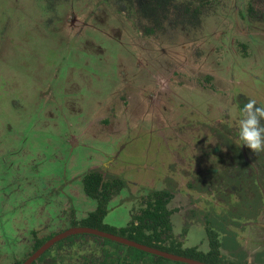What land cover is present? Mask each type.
I'll use <instances>...</instances> for the list:
<instances>
[{"label":"rangeland","instance_id":"374dc122","mask_svg":"<svg viewBox=\"0 0 264 264\" xmlns=\"http://www.w3.org/2000/svg\"><path fill=\"white\" fill-rule=\"evenodd\" d=\"M95 1L81 0L76 4L72 0H63L62 3L59 0H0V173L6 172L0 178V199L4 194L8 195L5 202L0 201V207L9 208L6 218L0 212V226L5 222L7 234H15V229L30 224L29 236L34 229L46 224L45 221L49 222L47 227L57 223L59 227L63 226L66 220L71 219L66 218L68 212L81 219L93 211L97 201L84 192L82 177L100 165L101 161L108 160V154L114 151L120 152L118 161H121L122 171L127 172L125 176L139 184L123 186L119 194L110 200L104 222L111 229L125 227L131 219L134 205L137 206L149 190L155 186L161 187L162 182L170 178L171 171L164 169V163L167 167L173 161V154L165 155L168 152L167 144L157 132L151 133L148 127H134L120 134L108 132L112 126L102 130L96 125L103 115L104 120L114 121L113 104L124 109L129 106L125 93L114 97L111 91L130 76L123 74L120 80L119 64L125 59L119 63L118 46L111 44L109 38L103 35L98 37L101 43L109 46L108 55L88 52L85 46L76 41L73 33L76 30L68 27L71 24L67 20L75 13L82 20L87 15L88 20L91 9L99 10ZM66 11L71 14L64 18ZM99 17L112 24L125 18L126 13L112 4ZM218 18L224 20L221 15ZM214 19L213 15L206 18V28L210 31L215 28ZM67 28L69 31H66ZM90 31L94 32L93 29ZM218 34L223 32L219 30L216 32ZM204 35L210 38V33ZM169 37L175 41L170 48L175 55L173 62L180 66L185 63L182 53L194 51L200 45L209 48L211 42L198 34L195 39H188L179 32H170ZM260 38V34L252 36V39ZM139 52L140 58L143 57L145 61L144 64L138 61L139 68H145L142 66L145 65L142 73L148 76L147 59L150 61V54L143 55L142 49L135 53ZM155 54L158 55L159 51ZM205 56L204 62L209 67L212 56ZM186 68L193 69V66L188 64ZM252 72L255 74L248 75L250 83L264 87V64L262 68L254 67ZM254 76L257 78L249 79ZM177 102L171 100L168 105L181 109L180 102ZM109 106L113 108L109 109ZM140 119L141 114L137 120ZM71 135L78 138L76 145L70 139ZM162 175L164 181L160 177ZM172 192L175 194V191ZM177 196L181 197L180 194ZM218 196L221 199L220 210L205 211L203 214L198 210L195 214L191 211L192 218L189 216L184 222L179 215L172 214L174 233L183 241V248L198 247L207 254L211 247L210 234L218 232L222 259L203 257V261L248 264L243 242L235 237L233 231V228H238L233 217L237 213L231 209L233 203L223 192ZM17 203L20 204L13 206ZM250 206L251 203L245 198L243 210ZM224 207L232 215L228 212L222 215ZM249 214L241 218H247ZM59 227L55 234L70 228ZM11 242L9 240L7 243L19 245ZM73 253L75 256L71 258L69 253H58L55 264L85 263L86 258L82 253ZM164 264L189 263L165 261Z\"/></svg>","mask_w":264,"mask_h":264},{"label":"flooded vegetation","instance_id":"af4514ba","mask_svg":"<svg viewBox=\"0 0 264 264\" xmlns=\"http://www.w3.org/2000/svg\"><path fill=\"white\" fill-rule=\"evenodd\" d=\"M95 3L99 10L91 9L88 20L87 15L82 20L75 13L67 20L72 26L68 27L76 30H72L76 41L88 52L108 55L109 46L101 43L98 37L109 38L111 44L118 46L119 63L125 59L119 64L120 80L123 74L130 76L111 91L114 97L125 93L129 106L126 109L116 104H113L115 108L109 106V109L113 108L114 121L104 120L103 115L99 121L96 119V125L102 130L112 126L108 132L120 134L134 127H148L150 132H157L167 144L165 155L173 154V161L167 167L164 163V169L171 171L166 181L168 184H164L167 188H176L171 190L175 194L172 192L173 197L169 201L171 217L172 214L179 215L184 222L187 217L192 218L191 211L193 214L197 210L201 214L216 211L221 203L218 195L223 192L233 203L231 209L237 213L233 217L238 228H233V231L235 237L243 242L248 264H264V152L255 154L241 145L238 136L240 109L250 99L257 100L258 106L264 104V87H259L258 83L253 86L248 80V75L255 74L253 68H262L264 64V0H96ZM112 4L126 13V17L111 24L102 20L99 14L103 16ZM64 14L67 18L71 13L66 11ZM209 15H213L216 21L211 31L206 28ZM219 15L224 20H220ZM219 30L223 34L216 35ZM170 32H179L188 39H195L197 34L205 36L211 41L210 46L200 45L194 51L182 53L185 63L180 66L173 62L175 55L170 48L175 41L169 37ZM204 33H210V38ZM256 34L262 38L252 39ZM140 49L143 55L150 54V61L147 59L149 77L142 73L146 66L139 68L138 65V61L145 62L143 57L140 58V52L135 53ZM157 51L158 55L155 54ZM205 54L212 56L209 67L204 62ZM188 64L193 69L186 68ZM255 78L257 76L249 79ZM193 99L196 102L193 103ZM171 100L180 102L181 109L169 106ZM187 108L194 110L188 111ZM140 114L142 119L138 121ZM70 139L74 144L79 141L75 135ZM119 153L108 154V160L101 161L95 169L103 171L105 176L122 177L125 186H137L139 183L128 179L125 176L127 172L122 171ZM7 197L4 194V202ZM245 198L251 206L243 210ZM224 212L232 215L226 207L222 215ZM246 213H250L249 216L241 218ZM20 227L9 239L0 235V264H16L18 260L23 264L41 246L35 248L43 237L40 228L35 229L34 234L31 232L29 237L30 228ZM90 238L94 240L91 236L84 240ZM9 240L19 245L8 244ZM14 247L22 249L15 250ZM221 249L216 259L223 257ZM42 256L33 263H53L52 256L45 260ZM103 258H99L101 262ZM107 259L105 257L104 264L113 263L106 262ZM211 263L220 264V261Z\"/></svg>","mask_w":264,"mask_h":264},{"label":"trees","instance_id":"16d2710c","mask_svg":"<svg viewBox=\"0 0 264 264\" xmlns=\"http://www.w3.org/2000/svg\"><path fill=\"white\" fill-rule=\"evenodd\" d=\"M203 1L208 2L210 0ZM59 2L62 3L63 0H59ZM72 2L77 4L79 0H72ZM52 10L54 11L53 7ZM5 173L6 172L0 173V178H3ZM160 177H162L163 181L165 180L163 175ZM82 180L83 189L86 195L96 199V208L93 211L88 212L81 219H78L76 215H73L70 212L66 213V218L69 217V219H71L66 220V222L63 223V226L60 225V227L58 226V223L53 227L52 224H50L49 226L51 229H49L50 227H47L49 222L45 221L44 223L46 224H43V226L40 227L43 237L36 243L35 248L51 238L55 232H57L58 227L59 229H62L83 225L97 227L126 236L141 243L198 259H202L203 257L214 259L220 253L221 243L218 233L210 234L211 247L207 254L200 251L198 247L183 248V241L176 237L173 231V222L171 218L172 210L169 208V201L172 199L173 194L171 192V186L167 188L164 184L165 182H162L161 187L155 186V188L149 190L147 194L142 197V200L137 198V200H140L139 204H137V206L134 205V208L131 210V219L125 227L111 229V226L105 224L104 220L109 211L108 205L110 200L113 196L118 195L123 186L126 185L124 179L114 175L105 176L103 171L94 168L87 171L83 175ZM166 184H168V182H166ZM0 201L3 202V198H1ZM65 202H67L66 199ZM7 211H9V208L0 207V212H3L4 214L3 218H6ZM0 216L2 217V215ZM67 222H69V225H67ZM5 226V222L1 223L0 235L9 239L10 236H13V233L7 234L4 228ZM28 227H30V225H28ZM34 232L35 229L32 233L34 234ZM86 236H91L94 240H92V238H90L91 240H84ZM0 243H2V240H0ZM66 250H68L67 253H69V258L75 256L73 252L82 253V256L86 258L84 264H97L98 260L99 264H104L105 257L108 258L106 262H113L112 264H164L165 261L182 262L162 255L150 253L110 238L88 233L72 234L71 236L57 241L53 248L48 249L47 252L43 254L42 259L45 260L46 257L52 256L53 263L49 264H55L57 254ZM121 250L124 252L120 253ZM85 253L89 256H86ZM102 257L104 258L101 262L100 259H102ZM20 262L21 260H18L16 264H19Z\"/></svg>","mask_w":264,"mask_h":264},{"label":"water","instance_id":"95a60500","mask_svg":"<svg viewBox=\"0 0 264 264\" xmlns=\"http://www.w3.org/2000/svg\"><path fill=\"white\" fill-rule=\"evenodd\" d=\"M77 233H91L100 235L103 237L110 238L115 241H119L128 245H132L136 248L145 250L150 253L158 254L165 256L170 259L179 260L182 262H187L190 264H213L206 261H202L190 256L181 255L178 253H174L168 250L160 249L158 247H154L145 243L138 242L134 239H130L126 236L116 234L107 230H103L97 227L92 226H72L64 231L58 232L54 234L51 238H49L47 241H45L39 248H37L27 259L23 264H32L35 260H37L42 254H44L54 243H56L59 240H62L63 238H66L72 234Z\"/></svg>","mask_w":264,"mask_h":264},{"label":"clouds","instance_id":"9594fccd","mask_svg":"<svg viewBox=\"0 0 264 264\" xmlns=\"http://www.w3.org/2000/svg\"><path fill=\"white\" fill-rule=\"evenodd\" d=\"M239 140L241 145L251 149L255 154L264 152V104H257V100L250 99L240 109Z\"/></svg>","mask_w":264,"mask_h":264}]
</instances>
